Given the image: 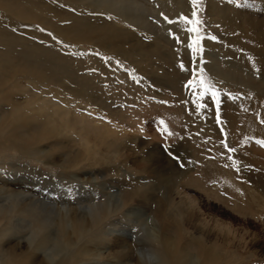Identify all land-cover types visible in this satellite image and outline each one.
Masks as SVG:
<instances>
[{"label":"rangeland","instance_id":"374dc122","mask_svg":"<svg viewBox=\"0 0 264 264\" xmlns=\"http://www.w3.org/2000/svg\"><path fill=\"white\" fill-rule=\"evenodd\" d=\"M120 1L121 11H135L139 23L151 24L150 29L102 12L98 4L86 7L67 0H45L54 13H39L22 2L19 10L25 15L18 19L12 14L15 5L0 0V97L15 100L0 114L14 116L17 133L29 134V142L38 139L41 129L52 131H46L47 137H56L57 128L61 133L39 143L51 146L49 162L20 159L7 143L0 145V153L6 147L14 155L11 168L24 170L46 190L53 188L51 180L79 172H89L91 180L99 177V189L105 185V191L113 178L126 196L146 187L153 199L166 197L164 207L185 216L171 234L197 236L201 222V236L209 245L225 252L230 244L234 264H264V146L257 143L264 140V54L253 52L264 51V26L258 23H264V0H200L196 9L186 0L190 19L195 10L203 21L199 61L188 48L190 25L155 20L159 0ZM173 11L181 14L176 6ZM25 27L44 29L41 48L24 36ZM201 70L221 93L220 124L210 94L201 100L202 89L187 87L189 79L198 78L191 74ZM197 103L208 109L198 110ZM36 110L43 114L34 115ZM27 111L31 116L20 120ZM195 214L200 219L189 220ZM135 216L146 224L144 211Z\"/></svg>","mask_w":264,"mask_h":264},{"label":"bare ground","instance_id":"6f19581e","mask_svg":"<svg viewBox=\"0 0 264 264\" xmlns=\"http://www.w3.org/2000/svg\"><path fill=\"white\" fill-rule=\"evenodd\" d=\"M67 1L83 4V6L86 5V7L87 5L98 4L99 8L103 10L102 12L109 13L122 20L124 19L128 24H131L134 27L140 28L141 26L140 29L145 27L150 29L151 27V24H140L139 21L141 15L137 16L135 11L133 12L135 14L131 13V11H121L117 5L121 2L120 0ZM1 2H9V4L11 3L15 5V13H11L18 19L22 14L23 16L25 15L24 11L19 10V7L22 6V2L23 4L26 3L31 5L32 8L38 10L39 13H54V11H51L53 9L52 7L50 8L47 6L48 4L46 6L44 5L45 0H1ZM158 2V5L161 6L159 11L160 15L156 14V16H154L155 20L160 21L162 25L167 24L173 25L174 27L187 26V24L180 19L181 16L187 15L186 0H159ZM57 3L59 2L57 1ZM54 4L55 3H53V5ZM175 6L181 10V14H179L180 11L179 13L175 12L173 14ZM121 7H123V5ZM86 9L82 11L88 12V9ZM34 16L35 15L33 14V17ZM165 17H168V20L173 21V23H169L168 20H165ZM33 23H35V21L32 22V24ZM258 23H260L259 26H264L263 20ZM40 29L44 31L42 28H32L29 30L27 27L23 28V31L26 38H31L33 44L41 48L43 43L42 40H40ZM122 29H124V27ZM26 30L27 32H25ZM59 31L61 32L57 27L54 30L57 34ZM154 33H156V31ZM116 36L118 35L116 34ZM54 37L57 36L54 35ZM69 45L70 43L68 46ZM102 46L103 44L101 43L100 47ZM94 47L100 48L98 45H95ZM37 50H39V48ZM39 51L35 52L38 53ZM42 52H44V50ZM253 52L255 55L264 54V51L260 52L259 50ZM199 59L200 56L197 61H199ZM13 61H11V63ZM1 67L2 66H0V69H2ZM40 67L38 66L37 68L40 69ZM4 68L6 67L4 66ZM1 71L3 72L4 70ZM38 71H41V69ZM41 73H43V71H41ZM191 75L197 77L198 72L194 71ZM50 77L51 76H48V78ZM3 82L5 84L8 83V87L12 85L6 80H3ZM2 91L3 88L0 85V93ZM14 102L11 101V99L5 100L0 97V109H2L5 104H12V107ZM42 110H36L37 112L34 113V115L41 116L43 114ZM27 113L28 111L25 113L26 116H18V118H20V120L23 118V121L26 120L31 116L27 115ZM16 121L17 119H15L14 116L10 117V114H0V137L2 138L0 145L5 146L4 143H7V145L10 144L12 149L16 151V156L20 159L31 157L33 160L49 162L47 158L50 157L49 153L52 151V148H50L51 146H39V143L49 137H51L50 139L59 137L61 133L58 128L56 129L57 132L53 130L56 133V137H47L46 131L49 132V130L45 128L41 129L38 132L39 134L36 132L38 139L34 140L35 138H33L32 141L29 142V134L21 132L20 134L17 133V130L19 132V129H17L18 122L15 123ZM50 132L52 131L50 130ZM55 142L56 141H52L49 145H52ZM57 144L59 143L57 142ZM84 146L85 148H88V144H84ZM5 148L6 147L2 148L5 152L0 153V264H234V257H232L230 251L227 250L230 247V244L227 243L225 252L216 248L217 246L214 247L215 245H209L208 242L203 239L204 237L201 236V227H203L201 222H198L197 224L201 225L200 228L196 225L194 227V229H196V227L198 228L197 236L187 234L186 232L183 235H177L176 233L171 234V231H174L176 226L182 225L186 221V218L185 216L183 217L180 215V217H178L174 214L172 208L164 207L162 201H164L166 197L159 198V200L153 199L151 196L153 193L150 194V191L146 187L144 191L131 193L126 196L124 188L116 186L118 183L115 182L113 178L109 179L111 183L107 185L106 191L105 185L103 186V189L100 190L99 188L102 183L99 182L100 178L95 176L91 180L89 178V175H91L88 174L89 172L75 173L70 179L64 178V175L59 178L60 180H51L53 182L51 184L53 188L46 190L34 182L33 179L35 178L32 179L31 176L29 178L23 174L22 172L24 170L20 171L16 168H11L13 163L10 158L14 157V155L7 154ZM120 176L126 177L128 175L122 173ZM92 181H94V183H92ZM142 211H144L146 215V224L145 222H140L141 218L139 221L137 220L139 216H137L138 218L136 216V218L133 217L135 212ZM196 216L198 217V214H195V217H189V220L190 218H196ZM122 250H124L123 254L120 253Z\"/></svg>","mask_w":264,"mask_h":264},{"label":"snow or ice","instance_id":"6c2138e0","mask_svg":"<svg viewBox=\"0 0 264 264\" xmlns=\"http://www.w3.org/2000/svg\"><path fill=\"white\" fill-rule=\"evenodd\" d=\"M200 3V0H192V6L194 9L197 8L198 4ZM192 18L190 19L188 16H181L180 19L187 25H190L191 27H189L187 29V31L189 33H192V37H191V43L188 44V48L191 49V55L192 58H195L197 56L202 55V53L204 52V48L201 44V41L204 39V34L202 31V25H203V21L198 18L197 16V11H193L191 13ZM165 20H168V17H165ZM169 23H173V21L168 20ZM51 35V34H49ZM213 40L216 39L215 36L212 37ZM98 54V53H97ZM82 55V53H81ZM120 62L117 61V64H119ZM181 69H184V64L181 63L180 64ZM187 87H190L193 89V91H196L197 89H202V91L199 94L198 99H203L205 96H208L210 94L212 101L214 102L215 105V121L220 124V109H221V93L219 90H217L215 88V85L212 84V82L210 80H206L205 78V74L203 72V70H201L198 74V78H193V79H189L187 82ZM228 96L232 99V100H236L237 97L233 96L231 93H228ZM197 109H208V104H201V103H197L196 105ZM261 123H264V120L261 121ZM169 135H171V133H169ZM223 143V141H222ZM258 144H261L262 146H264V140H260L257 141ZM225 147H227V145L225 144ZM229 152H235L236 149L235 148H229L228 149ZM181 167H183V164L180 165ZM239 170V169H237Z\"/></svg>","mask_w":264,"mask_h":264}]
</instances>
